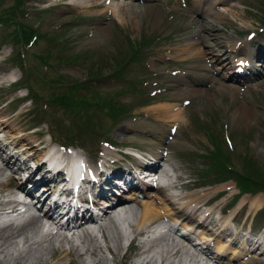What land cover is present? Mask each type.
Returning <instances> with one entry per match:
<instances>
[{
  "label": "rangeland",
  "instance_id": "1",
  "mask_svg": "<svg viewBox=\"0 0 264 264\" xmlns=\"http://www.w3.org/2000/svg\"><path fill=\"white\" fill-rule=\"evenodd\" d=\"M120 1H122L121 5H113L117 3L116 0H111L110 2L91 0L93 5H95L91 7L89 5L91 3L90 0H19L17 3L16 0H0V11H10L13 5L16 7V15L13 16V20L9 21V26L7 27L6 24L0 26V37L6 31L10 32L12 30V23L15 21L30 25L39 33L46 35L43 39L28 47L26 57L23 59L25 68L18 64L16 67L9 59L2 61V57H0V109L3 111L0 119L9 117L14 123H12L14 128L22 129L21 133H12L3 129L6 137L10 138L13 136L16 139L21 135L27 136L25 138L33 139L35 136L44 141V143H48L49 138L46 127L50 123V129L54 132L56 142L70 144L75 141L76 144H80L85 150L91 149L89 151L90 154L95 149V146H98L99 142L106 139H111L117 145H121L122 148H128L138 142L140 146L145 145V149H150L151 146L147 145L150 143L145 141L147 137L142 140V136L146 134L141 133L137 128L138 125L143 123L138 119L144 118L146 120L143 123L144 125L150 124L153 127L158 126L157 128L166 129L171 124V121L164 114L165 107L169 104H178L181 101V97H170V93L175 91V89L165 88L167 87L166 81L168 79L176 81L180 77V73L186 72L189 75H196L197 79L201 81L199 84L206 86V88L210 86V80H203L202 74H204V71L200 70V68L201 66H208L207 69L215 72L217 64H210L209 61H212L210 57L215 55L217 45L213 42H208L207 46L210 49H207V51L203 44L194 45L196 42H202L203 38L201 37L203 35H200L199 40L198 31L200 30V24L192 23V19L197 20L198 16L183 8L182 1L184 0ZM263 1L228 0L226 2L236 4L233 9L230 11L225 10V12L218 10L216 15L206 16L204 19L201 18V22L205 28L211 30V33H216V36H219V44L221 45L234 43L235 39H243L249 32H253V35L258 37L260 34H264V28L260 22L264 11H259L262 8ZM85 4L88 5L84 6ZM142 4L153 6L149 10L144 8ZM107 6L109 7L108 10L105 9ZM114 6L117 8L111 9ZM19 10L23 11L25 15L21 16ZM76 17H86L87 19L76 21ZM216 17L219 20L215 19ZM152 34H159L160 38L167 36L170 39V43L165 44V42H162L160 45L148 46L146 48V57L141 58L138 63L129 65L130 67L132 66L129 70H141L145 73L148 70L159 75L158 78L153 79H149L147 75H144V78L146 77L147 79L142 80V86L149 93H151L155 83L159 85L160 97L157 99L158 103L148 107L135 108L128 117L114 123L104 113L105 110H99L89 105L94 103V97L91 92L92 87L95 90H99L103 96L111 99L117 105L121 104V102L128 103L134 98L133 103L124 105L125 107L134 106L140 100L141 81L134 83L135 91L132 92L133 95L126 91L122 96H115L114 93L119 90L121 84L108 80L106 75L110 74L112 68L116 67L121 60L128 57L127 53L130 52L132 42L136 43L145 35L149 36ZM47 37L55 38L56 43L60 42L65 46V50L61 53L62 55H76L79 60L56 64V62L49 59L47 63H49L50 67L43 69L39 61L34 57L31 59L30 56L31 54L36 55L45 51V48L50 44H47ZM128 41L132 42L128 43ZM1 42H4V40L0 38V54L5 56L9 52V45L4 43L2 46L4 48H2ZM168 44L172 46L169 49L172 50L173 55L171 62L165 64ZM17 47L19 48V46ZM185 48H187L186 51ZM50 53L55 56L53 51H50ZM233 61L234 54H231L230 63ZM227 67L230 69V65ZM20 70L25 71L24 73L31 77V85L41 95L40 104H31L27 100L28 97H24L25 90L22 84L7 87L10 79L22 77V74L19 73ZM36 70L39 73V70L45 71L46 79L60 76L62 81L67 84L85 82L89 77V73L94 76V79L101 78L97 82L95 81L94 86H91L88 91L79 90L77 92L80 94L81 100L83 99L82 94H85V101L88 103L87 112L82 111L81 108L56 107L49 103L48 99L54 91L50 89V85L40 89L37 85L32 84ZM229 71L226 70V73ZM169 72L174 74L169 75ZM135 75L142 77L138 73H135ZM213 79L221 83L222 86L213 84L212 88H208V92L202 95L199 89H191L198 92H192L190 96H184V99H188L189 105L182 107L181 120L180 123L178 122L176 129V138L181 145L178 144L176 148L173 145L170 150L171 154H169L171 158L169 162L175 171L178 182H185L188 176L197 179L198 182H205L206 179L199 175L202 171H205L208 159H203L200 155H207L214 144L224 141L225 138H228V144L224 142L228 150L223 144H220V148L226 154L231 148L232 152L228 154V162H225L230 169L234 170L235 165L238 164L236 156L245 153L253 155V161L264 165V80L245 83V90H242L243 85L227 80L226 83L232 86L230 88V85L219 82V78L215 75H213ZM187 80L191 84H198L188 78ZM37 83L42 85L40 82ZM15 89H20V91L14 92ZM168 90L170 91L166 93ZM193 96L194 98H192ZM20 97L24 98L18 100ZM77 97L78 95H76ZM34 108L40 111L44 110V116ZM87 113L89 114L88 117H91L90 119L85 118ZM45 116L47 117L46 120ZM85 119L91 121L94 127L88 126V123H85ZM37 122L40 125H33ZM33 126H37V128L34 129ZM89 127H93L92 130L89 131ZM76 130L83 131V133H78L75 137ZM93 130L96 133H103V130H105V135H96V138L93 135ZM35 131L39 132L34 133ZM64 134L67 135V138H64ZM101 137L102 139L100 140ZM150 145L155 146L154 144ZM180 146L185 147L189 154L179 153L177 149L181 148ZM104 148L105 146L103 145L99 148L100 151L96 157L101 155ZM227 183L229 190L232 191L233 182L228 181ZM223 186V183L199 188L194 186L193 188L180 190L178 193L182 196H192L198 202H202L214 193V197H221L220 188H223ZM258 196L264 199L262 194H258ZM251 198V195H244L247 204L242 207V212H238L235 216L237 220L240 219V223L242 216L249 214L247 225L250 230L264 222V213L256 217V219L251 218L253 209L245 213ZM224 199L228 202L222 210H226L229 207V210L232 208L236 211L234 204L237 200L233 202L231 196H227L224 193V196L219 199L220 204ZM183 212L185 213L184 210ZM109 233L118 237V234L112 229H110ZM0 237L3 238L4 236ZM104 242L106 240L101 241V243ZM8 243L4 253H0V257L5 254L11 257L16 256L12 242L9 241ZM65 245L63 243V247L60 248L61 259L56 261V264H66L67 261H71L70 264H81L82 258L80 256H85L84 253L77 257H74L77 253L74 256L69 255L70 260L65 259L67 256L62 257L65 253L63 251V248H66ZM104 245L111 246L110 243H104ZM83 246L86 247L85 243ZM73 248L74 246L71 247V249ZM48 250L46 247L44 250L36 252L32 257L28 255L25 258L29 261L35 260V256L38 253L39 256H42ZM99 253L105 255L97 249V252L93 254L94 256H91L96 259ZM118 254H121V252ZM115 260L118 261L117 258ZM245 264H264V261L252 259Z\"/></svg>",
  "mask_w": 264,
  "mask_h": 264
},
{
  "label": "bare ground",
  "instance_id": "2",
  "mask_svg": "<svg viewBox=\"0 0 264 264\" xmlns=\"http://www.w3.org/2000/svg\"><path fill=\"white\" fill-rule=\"evenodd\" d=\"M192 2L193 3L191 5V7L194 9V11H196V12L199 11L201 13H207L208 16H213V15L217 14V12H211V13L209 12L212 5H217V6H219L221 8H224V9H226L228 11H230L231 9L234 8V6L227 5L228 3L226 1H224V0H219L216 3H213L212 5H209V6L207 5V3L209 2L208 0H194ZM87 5L88 4H85L84 6H87ZM89 5L91 7L95 6V5H93L92 2ZM143 7L146 8V9H149V10L152 9V7L148 6V5L147 6H143ZM113 8H117V7L114 6L111 9H113ZM105 9L108 10V7H106ZM215 19L219 20L218 17H216ZM198 23L200 24V30L198 31L199 32L198 33V39L200 40V37H201L200 35H203V37H201V38H203V40L200 43L196 42L197 41L196 40L195 41L196 43L194 45L203 44V46L206 48V51H207V49H210V48H208L207 43L208 42H213V43H215L217 45L218 49L222 50L224 46L219 44L220 43L219 38H218L219 36H216V33H211V30L205 28V26H204V24L202 22L198 21ZM260 47L264 48V45H261ZM191 54H193V53H191ZM221 55L222 56H226V53L222 52ZM215 58H217V57H215ZM239 59H241V58H239ZM236 61H237V59H236ZM200 70H203V71L208 73V71L205 69V67L201 66ZM208 79L211 80V76H208ZM213 81H216V80L213 79ZM211 85H212V83H211ZM220 85L222 86V84H220ZM187 91H189V89H186V88L181 89V88H179V90H176L171 95L174 96L175 98H180V97L184 96L186 94L185 92H187ZM207 92L208 91L204 90L202 93H207ZM170 108L171 107H167L166 111L170 112ZM178 113H179V111L174 113L173 116L170 115L168 117H170V119L172 121L174 120L176 122V121H178V118H179ZM0 118H1V112H0ZM12 123L13 122L10 120L9 117L5 118V119H2V120L0 119V126L3 129H6L7 131H10L12 133H19V132L21 133L22 129L19 130L20 128H18V129L14 128ZM166 132H168V131L165 130L164 133H166ZM164 133H163V131H161L159 129H151V132H150V135H149L150 139H152V140L158 139L159 140V141H154L153 144H155L157 146H161V147L164 146L163 140H161L162 139V135ZM25 137H27V136H25ZM25 137L20 135V136L17 137V140H16L15 137L11 136L10 138L12 140L10 142L5 143L3 145H0V155L1 154L4 155L5 151L8 150V146L10 147L13 143H16V142H22L30 150H32V151L35 150V148L33 147V142H32L33 139L25 138ZM36 141L38 142V145L43 143L40 139H37ZM147 141H150V140H147ZM10 157L11 156H9L8 158H10ZM0 163L2 164L0 166V174H1L6 168H9V162H8V160L2 159L1 156H0ZM20 189H21V185L20 184L11 185L9 182L0 183V191L1 190H6L11 195L14 193L15 190H20ZM151 197H152V194H149L148 196L143 197V199L140 201V207H139V212H138L139 216H138V219H137V221H136V223L134 225V226H136V228L141 227L142 224H144V223H149V222H152V221L156 220V218L158 217L157 214H159L161 212H166L165 215L170 218V213L168 212L167 208L162 203V201L156 200V202L158 203L157 206H156L155 202H153ZM125 198L129 199V202H130V200H131L130 196H127ZM256 198L257 197H254L253 200L251 201V203L249 205L250 208H253V206H254L253 201ZM127 203L128 202L124 203V205H127ZM242 203L243 202L238 203L237 206L239 207ZM14 204H15V202L13 201L12 198L11 199L8 198L6 200H1L0 201V210L10 209L9 213H11V212H13V209L15 207ZM186 205H188V203H186ZM258 206H259V204L257 206H254V207H258ZM170 221L173 222V220H171V218H170ZM38 222H39V219L37 217H33V218H29L25 223H21V224H18V225L1 226L0 227V236H4V237L3 238L0 237V253H4V251L6 250V246L9 244L8 242H9L10 239H12L15 235H20L24 229H26L27 227L31 228ZM110 229L114 230V232L116 233L114 225H113L111 220H109V225L107 227L103 226V227L100 228L101 236H102V238L104 240H107L111 244V247H112L113 251H117V249L119 248V243H118V238L119 237H116L115 234L109 233ZM77 237L82 239V241L86 245V249L83 252H87L88 254H94L95 252H97L98 246L95 243L92 242L91 238H93V237L90 234H88L84 230H80L77 233ZM198 239L201 240V241H208V240L205 239L204 234L202 232L198 233ZM183 241L185 242V245H189L195 251H197L201 255H204V260H206V261L213 260V262L216 263V264H228V261H226L225 255H226V251H229L230 244L229 243L218 244L220 242V238L215 240V243H217L216 244L217 245L216 246L217 256H215V257L210 256L208 254L205 255L204 252H202L200 250H197L195 248V246L190 244L188 239L183 238ZM23 243H24V248L20 251V253H18V256L16 255L15 257H11V256H9V255L7 256V254H5L3 257H0V263L11 262V264H17V263L25 264V261H26L25 257L29 255V250L38 249V251H39V250H44L46 248V247H44V248L40 247L39 248L38 241L27 242L26 239H23ZM207 246L208 245H206L204 247L206 248ZM64 252L65 253L62 255V257H65L66 255H69L71 253V250L70 251H64ZM60 253H61V250L53 251L52 252L53 260L49 264H56L55 260H60L61 259V254ZM75 253H77V252H75ZM184 254H185V256H188V254L186 252H184ZM245 254H246L245 251L242 252L240 255L238 254L237 250H232L230 252V256H233V255L242 256V255H245ZM189 258H190L192 264H196V262H198V260L196 259V256L193 255V254L189 255ZM35 259H39V260H42V262H45L47 258L44 256V254H42V256H39V253H38L37 256H35ZM101 259H102V256L99 255L98 256V260H101ZM27 264H30V263H27Z\"/></svg>",
  "mask_w": 264,
  "mask_h": 264
},
{
  "label": "trees",
  "instance_id": "3",
  "mask_svg": "<svg viewBox=\"0 0 264 264\" xmlns=\"http://www.w3.org/2000/svg\"><path fill=\"white\" fill-rule=\"evenodd\" d=\"M19 0H16V3ZM21 38L26 42L31 40V38L35 37H41V35H38L35 33L32 26H21ZM15 38L14 40L17 41V38L19 37L18 31L14 32ZM56 46H60V44ZM50 53L47 51L45 55H49ZM41 58V57H40ZM31 92V90H28ZM57 100L61 103H67L68 104V97L64 94L60 95ZM73 101L70 99L69 104H72ZM77 102H74L72 104V107L77 106ZM70 107V106H69ZM95 135H98V133L94 132ZM214 150H216L217 154L220 152L219 147L217 145L214 146ZM243 165L246 168H243L241 172L235 173L230 175V178H233L239 189L241 191H257V190H263L264 191V168L259 167L257 164L254 165V161L251 160L248 157H245L242 159ZM208 169L213 171L214 169H218L217 174L215 175L218 179H225L228 175H226L225 171L222 169L221 165L219 167L216 165V163H212L208 166ZM263 171V172H262Z\"/></svg>",
  "mask_w": 264,
  "mask_h": 264
}]
</instances>
